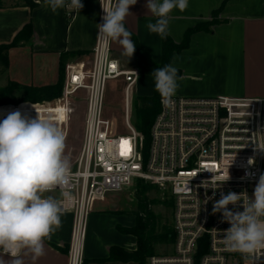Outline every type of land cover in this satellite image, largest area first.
<instances>
[{
    "label": "built area",
    "instance_id": "2783aa9c",
    "mask_svg": "<svg viewBox=\"0 0 264 264\" xmlns=\"http://www.w3.org/2000/svg\"><path fill=\"white\" fill-rule=\"evenodd\" d=\"M102 2L107 7L115 0ZM104 15L99 0L97 25ZM97 25L89 58L64 63L60 95L25 103L32 118L51 117L66 137L72 101L83 94L82 133L71 177L63 189L52 191L59 194L61 213L72 215L66 264H82L86 218L95 199L122 191L136 180L166 188L172 199L171 251L150 255L145 264H245L239 252L226 249L223 232L230 224L213 207L222 193L251 196L264 174V150L259 149L264 148V96L173 95L167 101L160 97L144 159L141 136L129 116V89L139 71L120 66L112 56L111 41L98 34ZM116 79L123 83L125 133L102 113L106 83ZM228 207L243 210L239 205ZM247 264H264V250Z\"/></svg>",
    "mask_w": 264,
    "mask_h": 264
},
{
    "label": "crops",
    "instance_id": "0c3cea01",
    "mask_svg": "<svg viewBox=\"0 0 264 264\" xmlns=\"http://www.w3.org/2000/svg\"><path fill=\"white\" fill-rule=\"evenodd\" d=\"M32 1L35 3L33 7L23 3L15 5L11 0H0V43L10 42L25 28L27 37L21 41L25 45L8 50L9 78L26 85L52 84L56 81L57 71L50 75H36L31 60L46 56L58 65L60 54L73 51H79V54L68 56L66 62L87 60L95 41L99 0H81L84 6L80 12L67 7L53 12L44 0ZM221 2L223 0H188L185 11L174 9L170 14L168 35L174 42H179L186 28L209 19L211 11L219 7ZM146 3L147 0H137L134 6H130L132 14L125 20L126 28L140 47L130 58L136 63L135 67L122 64L129 57L123 54L124 50L117 42H111V53L121 67L148 72L152 82L154 77L151 72L155 69L153 63L160 60L161 37L150 33L146 27L149 22L154 23L157 19L148 12ZM216 18L219 22L212 24L208 32L193 33L188 46L172 55L170 63L179 71V87L174 95L264 96V0H225ZM227 44L234 49V56L228 53L225 47ZM232 59L242 64L245 73L243 85L239 88L221 84L189 86L182 82L187 78L186 82L194 83L201 74L219 72L230 66ZM16 107H0V111L11 112ZM6 116L0 115V121ZM27 117L32 118V114ZM44 195L54 199L59 196L58 192L55 195L52 192ZM109 210L93 203L86 218L84 258L105 257L109 246L113 244L134 248V238L119 233L114 227L115 224L130 226L133 221L124 222L122 216L114 215ZM71 225V213H62L61 227L44 242V255L35 262L30 255L25 256V264H66ZM0 259L9 264L13 258L0 251Z\"/></svg>",
    "mask_w": 264,
    "mask_h": 264
},
{
    "label": "clouds",
    "instance_id": "9594fccd",
    "mask_svg": "<svg viewBox=\"0 0 264 264\" xmlns=\"http://www.w3.org/2000/svg\"><path fill=\"white\" fill-rule=\"evenodd\" d=\"M100 2L105 15L103 23L97 25L98 34L106 41L121 45L123 54L130 59L136 44L125 20L132 14L130 6L137 0H115L107 7ZM44 3L53 12L66 7L80 12L84 6L81 0H44ZM145 7L157 18L146 25L147 29L165 38L170 14L174 9L185 11L188 0H147ZM151 74L155 90L165 101L170 100L179 87L178 69L169 63L155 68ZM65 140L51 117L30 118L17 110L0 121V251L13 258L9 264H25L24 257L29 255L35 262L44 255L45 240L61 227L62 202L44 194L63 189L69 183L71 163L65 154ZM62 195L67 199L69 194ZM229 205H239L243 210H230ZM213 211L221 212L223 220L230 224L223 232L228 251L239 252L245 264L248 258L261 254L264 250V174L260 175L251 196L231 191L222 193ZM0 264L5 261L0 259Z\"/></svg>",
    "mask_w": 264,
    "mask_h": 264
},
{
    "label": "trees",
    "instance_id": "16d2710c",
    "mask_svg": "<svg viewBox=\"0 0 264 264\" xmlns=\"http://www.w3.org/2000/svg\"><path fill=\"white\" fill-rule=\"evenodd\" d=\"M224 1L220 6L211 11L210 18L199 21L193 26L186 28L182 34L179 42H174L169 35L161 38L160 60L153 63L154 68H161L170 63L171 57L174 53L185 49L189 44L190 36L198 31L208 32L210 26L219 20L216 18ZM24 5L33 7L35 3L32 0H24ZM26 29H21L17 35L8 43L0 44V58L6 64L7 57L5 50L14 47L22 39H26ZM131 39L136 44L135 51L140 47L137 44L135 37L132 35ZM79 51H73L68 54H60L58 58V79L52 84L44 85H26L18 84L9 81L5 86L0 87V104L15 103L12 95V89L18 88L22 94L19 97L20 101L40 102L51 101L57 98L62 89L63 83V67L68 56H77ZM179 75V71H178ZM160 94L155 90V81H152V92L149 95H139L133 101L134 118L133 126L141 136V150L143 158H146L147 147L149 142V129L155 114L159 109ZM0 105V107L18 106L13 111L19 110L22 115L31 116L29 107L25 103L20 105ZM56 109L55 111H58ZM11 111V112H13ZM10 112L0 111V115H8ZM136 188L134 191L135 208L129 213L135 217L134 224L131 226H123L115 224V229L122 234H130L135 238L134 249H126L119 245H110L107 255L100 258H83L82 264H145V258L152 255L156 244H171L173 241V232L171 224L162 222L155 216L147 207L146 193L151 187L149 182L143 180H136ZM172 205V199L168 202Z\"/></svg>",
    "mask_w": 264,
    "mask_h": 264
},
{
    "label": "rangeland",
    "instance_id": "374dc122",
    "mask_svg": "<svg viewBox=\"0 0 264 264\" xmlns=\"http://www.w3.org/2000/svg\"><path fill=\"white\" fill-rule=\"evenodd\" d=\"M11 2L17 5V4L23 3L24 0H11ZM22 41H25V40L22 39ZM0 44H4V43H0ZM21 45H25V43H21V40H20L19 43H17V45L14 47L21 46ZM225 47L229 51L227 52L233 54L234 56V49L229 48L228 44ZM10 48H13V47H10ZM10 48L5 50V53H6L5 55L7 57L6 64H4L0 58V87L5 86V84H7L9 81L13 83L22 84V83H19L9 78L8 50ZM31 61L30 62L32 63V70L34 74L50 75L57 71L56 80L58 79V69H57L56 61H54L53 59L49 57L47 58L46 56L37 57L35 60H31ZM122 64L126 65V67H135L136 63H134L133 60L127 58L125 59L124 62H122ZM229 64L230 66H226L223 70H220L219 72H216V73L210 72L206 74H201L199 78L194 81V83L191 81L186 82V79H187L186 77H185L186 79L182 80V82H184L185 84L189 86L194 85V86L204 87L207 84L212 85V86H217L218 84H221L222 86H229V87L231 86L233 88H239L240 86L243 85V82L245 79V73L243 71V67L241 66L242 64L241 63L238 64V61H233V59ZM150 91H152L151 75L144 70L139 71L138 79L130 87L129 94H128L129 103H130L129 116H130L131 122H133V118H134V107H133L134 99L136 98V96L146 95ZM21 94H22L21 90L15 87V89H12V95L14 97L15 103H11V104L7 103V104H0V105H8V104L20 105L22 103L28 102V101L19 100V97L21 96ZM84 105L85 103L83 100V94H79V96L74 97L72 104H71L72 111L69 114L68 132H67L66 140H65V143H66L65 154L68 156L70 160L71 167L73 166L74 159L78 153V149L80 145V139H81V133H82V122H83V116H84ZM123 112H124L123 83L121 79L107 81L105 92H104L102 113L105 117L112 120V122L116 126V129L118 130L119 133L126 132L123 126ZM136 182L135 183L132 182L130 186H127L122 191L106 193L103 198L95 199L93 203L99 206H103L105 207V209L109 208L110 209L109 212H112L114 215L122 216V219L124 220V222L133 221L132 223L133 225L135 221V217L133 214H130L129 212L135 208V204H136L135 199H134V191L136 188ZM145 182H148V181H145ZM149 183L151 184V187L146 193L147 207L155 216L159 218L161 223L167 222L171 224V205L168 203L169 200L171 199L169 192L167 191L166 188H163L151 182ZM52 193L55 195V193L57 192H52ZM123 226H126V225H123ZM123 235L132 236L130 234H123ZM133 245L135 247V238L133 240ZM121 247L129 249L126 246H121ZM170 251H171V244H156L152 255H164V254H168ZM149 256L150 255H148L145 258V262ZM125 264H130V263H125Z\"/></svg>",
    "mask_w": 264,
    "mask_h": 264
},
{
    "label": "snow or ice",
    "instance_id": "6c2138e0",
    "mask_svg": "<svg viewBox=\"0 0 264 264\" xmlns=\"http://www.w3.org/2000/svg\"><path fill=\"white\" fill-rule=\"evenodd\" d=\"M124 144H127V141H124V142H122V146L124 145ZM130 150V149H129ZM124 153H123V151L121 152V155H123Z\"/></svg>",
    "mask_w": 264,
    "mask_h": 264
}]
</instances>
